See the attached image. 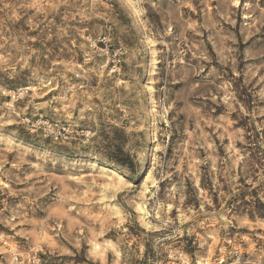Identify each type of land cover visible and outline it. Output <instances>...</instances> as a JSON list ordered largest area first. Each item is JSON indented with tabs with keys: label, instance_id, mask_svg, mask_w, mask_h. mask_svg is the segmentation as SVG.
<instances>
[{
	"label": "rangeland",
	"instance_id": "1",
	"mask_svg": "<svg viewBox=\"0 0 264 264\" xmlns=\"http://www.w3.org/2000/svg\"><path fill=\"white\" fill-rule=\"evenodd\" d=\"M31 250L264 264V0H0V264Z\"/></svg>",
	"mask_w": 264,
	"mask_h": 264
},
{
	"label": "built area",
	"instance_id": "2",
	"mask_svg": "<svg viewBox=\"0 0 264 264\" xmlns=\"http://www.w3.org/2000/svg\"><path fill=\"white\" fill-rule=\"evenodd\" d=\"M118 54L114 53V57ZM111 62L115 65L118 60ZM29 122V121H28ZM30 132L38 133L43 139H47L53 143H64L71 138V131L68 126L54 123L50 120L39 118L31 123ZM4 264H44L41 257V251H28L26 253L10 252V255Z\"/></svg>",
	"mask_w": 264,
	"mask_h": 264
},
{
	"label": "bare ground",
	"instance_id": "3",
	"mask_svg": "<svg viewBox=\"0 0 264 264\" xmlns=\"http://www.w3.org/2000/svg\"><path fill=\"white\" fill-rule=\"evenodd\" d=\"M30 88H28L27 90H29ZM26 90V89H25ZM22 94V93H21ZM101 172L103 173V174H106V175H110L109 177H111V178H114V177H120L115 171H113V170H111V169H108V168H106V167H102L101 168ZM117 178V179H118ZM109 179V178H108ZM119 179H121V178H119ZM122 180V179H121ZM118 182H120V181H118ZM138 209H139V207H138ZM143 210V209H142ZM35 251H37V250H35Z\"/></svg>",
	"mask_w": 264,
	"mask_h": 264
}]
</instances>
